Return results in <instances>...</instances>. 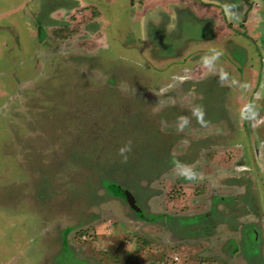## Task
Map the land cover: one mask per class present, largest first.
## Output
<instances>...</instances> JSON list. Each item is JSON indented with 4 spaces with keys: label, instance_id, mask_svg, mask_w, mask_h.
Here are the masks:
<instances>
[{
    "label": "rangeland",
    "instance_id": "1",
    "mask_svg": "<svg viewBox=\"0 0 264 264\" xmlns=\"http://www.w3.org/2000/svg\"><path fill=\"white\" fill-rule=\"evenodd\" d=\"M0 264H264V0H0Z\"/></svg>",
    "mask_w": 264,
    "mask_h": 264
},
{
    "label": "flooded vegetation",
    "instance_id": "2",
    "mask_svg": "<svg viewBox=\"0 0 264 264\" xmlns=\"http://www.w3.org/2000/svg\"><path fill=\"white\" fill-rule=\"evenodd\" d=\"M40 29L43 32L42 27H40ZM39 29V31H40ZM161 116V115H158ZM130 180V178H129ZM114 194L117 198L123 199L127 202V204L130 206L131 211H133V213L137 216V218L142 221V222H148V223H153V224H161L165 227V223L169 224L170 226H179V228H181V226H190V227H196L199 224L204 223L205 221H207V219H209V221L212 222H216L217 219L215 217H213L215 215L216 212V208L218 207V201L221 202V200H224L225 198H218L219 200H215L212 202L211 205V210L208 213L205 214H196L193 216H184L181 218H177V217H172L169 216L168 214H151L148 215L147 211L142 208L139 205V202L137 200V198L131 193L129 192L127 189L123 188L119 183L116 182V184L112 185ZM232 197V196H230ZM233 199V198H231ZM181 225V226H180ZM213 228V226H212ZM248 231H246V236L247 239L250 238V234H254L253 238H251L250 240V248L252 250H254L256 252V246L254 245L256 242L258 243L259 241V235L258 232L255 231L253 228H249L248 227ZM236 246V245H235ZM234 246V247H235ZM237 247V246H236ZM234 248V250H237V248ZM61 248L64 249V252L67 253V255L70 257L69 259L71 261L73 260H77L80 261L81 259L75 258V256H73L74 254L69 250L68 247V240H66V237H63L62 240V244H61ZM74 262V261H73Z\"/></svg>",
    "mask_w": 264,
    "mask_h": 264
},
{
    "label": "clouds",
    "instance_id": "3",
    "mask_svg": "<svg viewBox=\"0 0 264 264\" xmlns=\"http://www.w3.org/2000/svg\"><path fill=\"white\" fill-rule=\"evenodd\" d=\"M121 151L123 152V149H121ZM181 175H183L186 179H195L197 177V174L195 172H191L188 174L181 173Z\"/></svg>",
    "mask_w": 264,
    "mask_h": 264
},
{
    "label": "trees",
    "instance_id": "4",
    "mask_svg": "<svg viewBox=\"0 0 264 264\" xmlns=\"http://www.w3.org/2000/svg\"><path fill=\"white\" fill-rule=\"evenodd\" d=\"M39 36H40V37H43V36H44V33L42 32L41 29H40V31H39Z\"/></svg>",
    "mask_w": 264,
    "mask_h": 264
}]
</instances>
